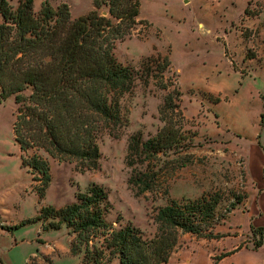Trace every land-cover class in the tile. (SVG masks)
Returning <instances> with one entry per match:
<instances>
[{"label": "rangeland", "instance_id": "374dc122", "mask_svg": "<svg viewBox=\"0 0 264 264\" xmlns=\"http://www.w3.org/2000/svg\"><path fill=\"white\" fill-rule=\"evenodd\" d=\"M40 1L33 0V11L39 9ZM245 1L139 0V23L130 36L116 43L114 54L122 64L133 67L155 53L170 60L164 76L175 79L181 96L174 101L176 111L165 115V125L176 130L178 143L158 157L143 161V156L128 155L127 150L130 135L139 132L146 139L164 126L158 108L171 88L160 89L151 80L147 86L137 83L122 97L126 125L118 135L105 134L98 140L97 168L80 170L73 161L49 159L51 179L40 200L32 188V175L20 166V151L13 140V97L0 100L1 222L12 226L34 217L41 205L60 207L90 184H98L107 196L108 223L116 227L131 221L151 234L156 207L171 199L218 192L221 200L216 212L220 214L237 195H247L246 206L243 199L215 226L216 238L181 233L167 262L161 264H218L223 252L252 249L261 236L251 227L264 228V119L260 120L264 111V28L259 38L262 44L255 42L258 27L243 21ZM8 2L16 7L18 0ZM49 2L52 6L65 2L72 17L93 8L91 0ZM106 11L104 5L98 8L100 13ZM248 15L261 24L264 1L248 10ZM247 39L254 44L247 45ZM245 170L252 185L246 183ZM142 173L151 178L150 189L141 190L134 183ZM5 233L3 238L9 240L12 235ZM12 238L18 245L7 254L11 264H24L27 254L37 250L40 252L29 264H81L84 247L77 254L70 252L72 236L65 227L41 233L37 224L28 223ZM89 238L90 249L102 241L100 234ZM43 241L50 245L39 244ZM262 243L260 250L240 251L219 264H264V234ZM91 255L98 263V256Z\"/></svg>", "mask_w": 264, "mask_h": 264}, {"label": "trees", "instance_id": "16d2710c", "mask_svg": "<svg viewBox=\"0 0 264 264\" xmlns=\"http://www.w3.org/2000/svg\"><path fill=\"white\" fill-rule=\"evenodd\" d=\"M91 3L87 13L72 17L65 2L52 6L49 0H41L35 12L33 0H18L16 7L0 0V100L13 97V140L20 151V166L32 175L39 199L50 183V158L73 161L80 170L98 167V140L105 134L118 135L126 125L121 99L137 83L147 86L153 80L160 89H171L158 108L164 126L146 139L139 132L130 135L128 155L143 156L145 161L178 143L176 130L165 125V115L176 111L174 101L181 96L175 79L164 76L169 72V58L155 53L133 67L114 54L116 43L130 36L139 23V0ZM101 5L106 13L98 12ZM140 177L134 183L141 190L150 189L151 178L146 173ZM245 197L237 195L220 214L216 212L221 200L218 192L171 199L156 207L151 218L155 229L146 234L131 221L116 227L108 223L106 193L98 184H90L72 202L60 207L41 205L34 217L4 229L35 222L42 230L65 227L72 236L70 252L77 254L84 247L81 264H108L113 259L118 264H161L167 262L181 233L216 238L215 226ZM251 230L261 236L252 248L256 250L262 245L264 228ZM96 234L102 241L90 249L89 237ZM237 249L221 253L218 260ZM91 254L98 256V263Z\"/></svg>", "mask_w": 264, "mask_h": 264}, {"label": "crops", "instance_id": "0c3cea01", "mask_svg": "<svg viewBox=\"0 0 264 264\" xmlns=\"http://www.w3.org/2000/svg\"><path fill=\"white\" fill-rule=\"evenodd\" d=\"M264 0H246L245 1V5H244V10H243V21H244V23H245V25H247V26H249V27H258V36H257V41H255V42H258V43H261L262 41H260L259 40V38L260 37H262L263 36V33H262V30H263V28H264V21H262V23L261 24H259V25H257V24H255V20L252 18V17H250L249 15H248V10H252L253 9V6H256V5H258V4H261L262 2H263ZM264 37V36H263ZM246 43H247V45H250V44H254V42H252V40L251 39H247V41H246ZM262 44V43H261ZM257 47V46H256ZM263 114H264V111H263ZM258 142V144L260 143L259 141H257ZM245 177H246V183L248 184V185H252L253 183L252 182H250V180H249V176H248V174H247V172H246V170H245ZM246 193H248V191L246 192ZM247 195H246V197L244 198V205L246 206V203H247ZM41 200V199H40ZM1 206H0V212H1ZM2 221V218L0 217V264H2V260H4V261H6L7 263H9V264H11L10 262H9V257L7 256V254L14 248V247H16L17 245H18V243L16 242V240H15V238L13 239L12 237H14V233H15V231L18 229V228H16V229H12V230H6V229H4L5 228V226H10V224H6L5 222H4V224L1 222ZM34 224H37L38 226H39V229H40V231H41V233H48V232H51V231H59V230H42L41 229V226H40V223L39 222H35ZM62 229V228H61ZM60 229V230H61ZM5 232H9L12 236L10 237V239L9 240H7V239H4L3 238V235H5L6 233ZM39 244H46V245H50V244H47V242H45V241H43V242H40ZM263 244V243H262ZM262 247V245L258 248V249H256V250H254V249H250L249 247H241L240 249H238L237 251H234L233 253H231L230 255H227V256H225V257H223V258H221L220 260H219V262H218V264L220 263V262H222V260H224V259H227V258H229V257H231V256H233L234 254H236V253H238V252H240V251H243V250H251V251H257V250H260V248ZM40 251H36L34 254H27V256L25 257V263L24 264H29L30 262V258H32V257H34V255L35 254H37V253H39ZM111 262H113V263H115V264H118V261L116 260V259H114V260H112ZM80 263H81V259H80ZM109 264V263H108Z\"/></svg>", "mask_w": 264, "mask_h": 264}]
</instances>
